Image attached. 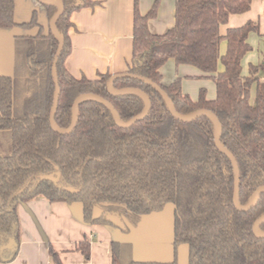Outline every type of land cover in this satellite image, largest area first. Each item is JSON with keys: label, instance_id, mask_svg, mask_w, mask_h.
Listing matches in <instances>:
<instances>
[{"label": "trees", "instance_id": "trees-1", "mask_svg": "<svg viewBox=\"0 0 264 264\" xmlns=\"http://www.w3.org/2000/svg\"><path fill=\"white\" fill-rule=\"evenodd\" d=\"M57 1L64 7L56 24L64 47L57 64L56 125L69 128L72 105L81 94L105 99L127 123L144 109L139 96L109 94V74L76 78L65 67L71 53V15L92 9L98 2ZM251 2L175 0L173 26L163 34H153L148 22L156 17L157 2L141 14L138 0H133L132 54L127 71L158 85L178 114L209 110L217 117L221 143L239 168L243 207L264 186V79L257 76L258 66H249L247 75L241 68L243 57L251 50L248 35L259 33V27L257 22H247L228 29L225 35L219 30L230 16L246 13ZM15 6L16 0H0V29L37 32L14 37L13 73L0 76V261L11 262L17 255L19 204L42 197L50 203H78L83 222L108 225L126 234L143 216L170 204L174 208L173 248L187 247V264H264V238L252 230L264 215V193L251 210L235 209L232 167L215 147L212 120H176L153 88L136 79L120 78L113 88H136L149 97L151 108L143 120L122 129L103 105L85 100L73 131L66 135L54 132L49 124L54 94L51 67L58 43L49 29L43 32L35 11L29 21L15 22ZM45 9L50 22L56 9ZM222 42L224 53L220 52ZM168 60L192 66L201 77L212 80L215 97L207 99L201 88L193 100L182 91L180 78L163 85L160 69ZM49 174L58 181H38L40 175ZM260 232L264 233V224ZM77 250L89 258L86 240ZM49 252L61 264L53 250ZM112 259L113 264H160L135 262L127 246L116 242Z\"/></svg>", "mask_w": 264, "mask_h": 264}, {"label": "crops", "instance_id": "crops-1", "mask_svg": "<svg viewBox=\"0 0 264 264\" xmlns=\"http://www.w3.org/2000/svg\"><path fill=\"white\" fill-rule=\"evenodd\" d=\"M95 1L98 4L94 8L74 12L70 18L73 25L69 32L71 53L66 58L65 67L76 78L96 79L100 74L113 76L127 73L131 60L133 0ZM154 2H157V13L148 22V29L153 34H163L174 24L175 0H138L140 13H147ZM263 10L264 0H252L246 13L230 16L219 30L221 35H225L228 29L257 22L259 33L248 35L251 50L243 57L241 68L242 74L247 75L249 66H258L257 76L260 79H264L258 75L259 70H264V62L259 63L254 50H258L261 42L264 43ZM34 11L46 33L49 29L47 10L36 0H16L15 22L29 21ZM36 32V29L28 32L17 28L0 29V76L13 73L14 37ZM224 51L225 42H222L220 52ZM160 72L163 85L180 78L182 91L186 94L191 83L189 79H208L201 77L196 68L176 65L173 60H168ZM254 92L253 87L251 101ZM206 97L211 100L215 94L214 97L212 94ZM98 214L95 212V215ZM18 218L17 255L11 262L0 261V264H56L50 249L61 264H113L112 244L115 242L127 246L135 262L170 264L175 259L176 264H187V247L173 248L174 208L170 204L159 212L143 216L137 226H129L127 234L108 225L83 222L82 208L78 203H50L42 197L20 203ZM83 240L89 245L88 259L77 250V245Z\"/></svg>", "mask_w": 264, "mask_h": 264}, {"label": "water", "instance_id": "water-1", "mask_svg": "<svg viewBox=\"0 0 264 264\" xmlns=\"http://www.w3.org/2000/svg\"><path fill=\"white\" fill-rule=\"evenodd\" d=\"M36 1L43 6L53 7L56 9L55 14L53 15V17L51 18V20L49 22V31L58 43V47H57L56 53L54 55L52 67H51V76H52V80L54 83V94H53L52 106L50 109L49 124H50V127L52 128V130L54 132H56L60 135H66V134H69L73 131V129L77 125V121H78V117H79V106L85 100H93V101L103 105L107 110L110 111V113L112 114V117H113V119H114V121L118 127L122 128V129L131 128L134 124L143 120L148 115L150 108H151L150 99L144 92H142L141 90L136 89V88L115 89V88H113V82L116 79H120V78H131V79L139 80V81L143 82L144 84L153 88L162 97L163 101L165 102V104L167 106L169 113L176 120H179L181 122H192V121H194L198 118H201V117H208L212 120L214 127H215V136H214L215 147L217 148V150L220 153H222L224 156L227 157V159L229 160L231 167H232V172H233V177H234L233 204H234L235 209L239 212H246V211H249L253 207L256 206V204L260 198V195L262 193H264V186L259 187L255 191V193H254V195H253V197H252V199L248 205H246L244 207L241 206V204L239 202V189H240L239 168H238V165H237V162H236L234 156L221 143V125H220L217 117L209 110H199V111H197L191 115H180V114H178L175 110L173 102L167 96V94L158 85H156L155 83L151 82L150 80H148L146 78L136 76V75H133L130 73H123V74H116V75L111 76L107 82L106 87H107V91L109 94H111L113 96L133 94V95L139 96L144 102L143 111L140 114H138L137 116L133 117L127 123H125L121 120V118H120L119 114L117 113V111L115 110V108L105 99H103L99 96L93 95V94H81L74 100V103L72 105L71 125L69 126L68 129H65V130L60 129L55 123V115L57 112L59 95H60V87H59V82H58V77H57V64H58V60H59V57L61 55L62 49L64 47V39L58 33V31L56 29V24H57L59 17L63 13L64 7H63V4L57 0H36ZM38 181L39 182L50 181V182L56 183L58 181V178L55 177L54 175H50V174L49 175H40ZM262 224H264V215L262 217H260L258 220H256V222L254 223L253 228H252L253 234L259 238H264V233L260 232V226Z\"/></svg>", "mask_w": 264, "mask_h": 264}, {"label": "rangeland", "instance_id": "rangeland-1", "mask_svg": "<svg viewBox=\"0 0 264 264\" xmlns=\"http://www.w3.org/2000/svg\"><path fill=\"white\" fill-rule=\"evenodd\" d=\"M259 51V53H258ZM254 54H257L258 56V61L260 64L264 62V43H260V47L256 51L254 50ZM221 67H219L220 69ZM258 75L262 78H264V70H259ZM190 87L187 89V93L189 94L190 97L197 98L198 97V91L199 88L203 87L206 91V95L208 96L209 94H212L214 97L215 94V89L214 85L212 83V80L210 79H189ZM172 206V205H171Z\"/></svg>", "mask_w": 264, "mask_h": 264}]
</instances>
